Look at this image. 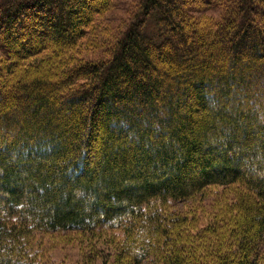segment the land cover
<instances>
[{"label": "trees", "instance_id": "1", "mask_svg": "<svg viewBox=\"0 0 264 264\" xmlns=\"http://www.w3.org/2000/svg\"><path fill=\"white\" fill-rule=\"evenodd\" d=\"M113 2L0 0V264L105 229L127 264H264V0H142L111 56L69 55Z\"/></svg>", "mask_w": 264, "mask_h": 264}, {"label": "rangeland", "instance_id": "2", "mask_svg": "<svg viewBox=\"0 0 264 264\" xmlns=\"http://www.w3.org/2000/svg\"><path fill=\"white\" fill-rule=\"evenodd\" d=\"M141 1L114 0L112 6L106 12L96 17L84 38L68 54H74L78 60H98L111 56L114 43L128 28L139 9ZM207 16L214 17L212 13H207ZM224 192L231 197L234 194L228 188L214 186L211 188V196L209 195L205 199L200 197L195 201L196 204L201 205L199 209L196 207L194 211L198 216L199 227L207 224L221 208L230 203V201L226 203L228 200ZM192 204L194 203H186L180 205V208L183 211H189L192 209ZM226 217L229 221L235 222L233 209L229 210ZM43 233L40 236L43 246H36V250L44 252L42 257L49 264H82L85 259H89V264H127L129 261V257L120 251L123 235L118 231L105 229L101 233L86 231L65 234ZM262 255L264 256V247ZM260 260L263 262L264 258ZM143 264H147V262Z\"/></svg>", "mask_w": 264, "mask_h": 264}]
</instances>
